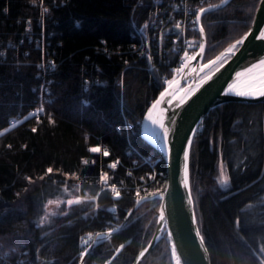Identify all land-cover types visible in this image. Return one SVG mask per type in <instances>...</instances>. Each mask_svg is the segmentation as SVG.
<instances>
[{"label": "trees", "instance_id": "1", "mask_svg": "<svg viewBox=\"0 0 264 264\" xmlns=\"http://www.w3.org/2000/svg\"><path fill=\"white\" fill-rule=\"evenodd\" d=\"M134 1L0 0V264H77L89 234L117 227L136 199L163 186V162L141 139L139 124L164 87L160 75L170 80L176 74L160 66L148 71L150 53L131 50L136 29L152 10L150 0L140 6ZM257 2L229 0L201 16L203 61L248 29ZM193 37L197 42L196 31ZM144 42L155 57L154 44ZM42 81L47 93L38 122L26 114L43 96ZM10 117L19 120L8 127ZM197 129L189 181L210 264H261L264 103L224 102ZM90 147H105L109 155ZM139 155L154 160L159 184L147 181L150 168ZM114 158L120 164L107 167ZM217 161L229 177L226 190L214 180ZM100 171L108 174L107 184ZM106 185L115 186L120 198ZM76 196L81 204L40 223L49 199ZM157 205L156 199L140 203L119 231L88 251L83 264H130L152 235ZM139 264H170L163 236Z\"/></svg>", "mask_w": 264, "mask_h": 264}, {"label": "water", "instance_id": "2", "mask_svg": "<svg viewBox=\"0 0 264 264\" xmlns=\"http://www.w3.org/2000/svg\"><path fill=\"white\" fill-rule=\"evenodd\" d=\"M228 1L229 0H220L216 3L203 6V8L206 10L211 8L212 11H214L224 6ZM207 12L210 11H206L205 13ZM203 14H201V16ZM200 26L201 24L199 21L196 23L198 45L199 43L205 44V37L201 38L198 30ZM249 27L252 29V34L245 41L244 45L239 47L235 55L229 59L228 63L221 68L220 72L216 73L213 79L200 88L183 106H173L172 110L167 113L168 116H171L172 112L176 113V123L172 126L174 131L170 130V157L163 150V144L156 139L154 135L150 134L149 130L151 129V124L146 119L148 108L159 97V94L164 88L167 87V84L158 91L155 97L147 105L140 120L139 135L162 160L165 173L164 184L158 191L136 199L133 206L126 212L122 222L117 227L94 233L91 240L86 244L83 250L80 251V253L85 249H88L89 251L92 247L101 242L103 239H98L99 237L107 238L109 234L118 229L128 218L129 212H132L140 203L147 200H154L155 196L163 193L165 196L164 201L156 199L158 200V205L154 214L155 221L152 235L146 244L137 251L130 264H139L162 236L166 240L170 264H177L176 257L172 255L171 251L173 243L176 245V255L180 258V264H210L208 251H204L206 248L205 244L198 247L199 238L195 237V232L193 230L194 228H198L197 223L193 225L190 220V216L194 210L193 204L189 206L187 203L188 192L183 188L181 183L183 175L182 151L185 147V138L190 134V129L193 127L196 128L201 118L210 109L229 101L264 103V97L242 98L232 94H223V92L227 90V85L235 80V73L237 71H242L246 67H250L253 63H258L260 59H264V40L255 39V36L259 34V29L264 28V0H258ZM249 27L244 33L248 32ZM244 33H242L237 39L243 36ZM229 44L210 59L219 55ZM198 45L195 52L198 51ZM207 61H202L200 56H197L195 60L188 61V68H185L183 73H179L174 77L180 82L178 87L184 88L188 84L194 83V78L199 72L198 65L206 63ZM193 67H196V72L191 71V68ZM200 75H203V73H200ZM163 106L166 105H162V107ZM165 185L169 186L167 192H164ZM137 201H139V203H137ZM161 203L166 205L165 216L168 220L167 226H165L163 221H159ZM168 231L172 232V240H169L167 237ZM141 252H144V256L142 257L140 256ZM77 264H81L79 258Z\"/></svg>", "mask_w": 264, "mask_h": 264}, {"label": "snow or ice", "instance_id": "3", "mask_svg": "<svg viewBox=\"0 0 264 264\" xmlns=\"http://www.w3.org/2000/svg\"><path fill=\"white\" fill-rule=\"evenodd\" d=\"M45 12L47 9L44 10ZM206 11H212V9H205L201 7L197 13H195V21L193 22L198 23L201 20V14L205 13ZM176 29H180L181 25L179 22L175 25ZM199 33L201 35V38L204 37V27H199ZM252 34V29L249 27L248 32L244 33L243 36H241L239 39H236L234 42L228 45L222 52H220L219 55L215 56L213 59H209L206 63L199 64V72L197 73V76L194 78V83L188 84L184 88H179V80H176L175 78L166 80L167 87L164 88V90L159 94V97L151 104V106L147 110V116L146 119L151 124L150 134L154 135L156 139H158L163 144V150L165 153L170 157L171 156V145H170V130L174 131L172 126L176 123L175 121V112H172L171 116H168L167 113L170 112L175 107H181L183 106L195 93L202 88L205 84H207L209 81L213 79L216 73L220 72L221 68L224 67L226 63H228L229 59L235 55L236 51H238L240 46H243L245 41L248 39V37ZM180 33L177 32V36L179 37ZM255 39L257 40H264V28L259 29V34L255 36ZM185 43L190 48H195L197 45L190 41H185ZM205 52V44L199 43L198 45V51L195 52L192 55H189V52L187 50H184L183 56L181 57V63L182 66L180 68L175 69L174 71L179 74L183 73L185 68H188V61L195 60L197 56H200L203 58ZM151 59V57H149ZM192 72H196V67L191 68ZM200 73H203V75H200ZM224 95H235L237 97L242 98H259L264 97V59H260L258 63H253L250 67H246L242 71H237L235 73V80L227 85V90L223 92ZM162 105H166L163 106ZM43 111V109H39L36 112H33L30 114L37 116V120L39 122V112ZM29 117H26L27 119ZM50 122H54L51 121ZM33 133L37 131V128L33 127L31 129ZM198 129L193 127L190 129V134L185 138V147L182 151L183 156V175H182V186L185 190L188 192L187 196V203L189 206L193 204V199L191 195V187H190V170H189V161H190V152L191 147L193 144V140L197 134ZM11 147V146H9ZM26 147V146H25ZM92 153L100 152L101 149L99 147H90L88 149ZM104 156H108L109 153L107 151L103 152ZM84 163H87L85 160ZM109 168L115 169L116 163H112L108 165ZM53 169L49 167L47 169V173H52ZM151 179H154V176H150ZM31 179V178H28ZM43 179V177H41ZM101 181H106L107 176L106 174H101L100 176ZM143 179V178H142ZM220 186L227 189V185L229 183V177L225 175L224 171L221 170L220 172V179H219ZM168 185L164 186V192L168 191ZM67 190V189H65ZM79 190V189H77ZM112 193L114 194V198L118 199L120 198V192L117 191L116 187L113 186L111 189ZM139 189L136 191V195L139 196ZM84 200H93L94 197L91 196H85L83 198ZM154 199H158L160 201H164L165 196L163 193H160L158 196H155ZM58 201L49 199L47 201L48 205L56 204L57 207H59ZM82 200L81 198L76 199H69L67 200V205L71 206L73 204H81ZM139 203V201H137ZM165 210L166 205L164 203L160 204V214H159V221H163L165 226L168 225V220L165 216ZM51 211V210H49ZM109 211H115V209H109ZM54 215V213H53ZM64 215H67V213H64ZM129 215H131V212H129ZM190 220L193 225L196 224V215L193 211ZM47 221V213H45V217L40 221L41 224L46 223ZM195 232V237L199 238L198 247L202 246L204 244L203 237L201 236L200 230L198 228L193 229ZM119 231V229L117 230ZM167 237L169 240H172V232H167ZM105 237H99L98 239H104ZM89 240H91V235L88 237ZM159 239V238H158ZM158 242V241H157ZM87 243V241H85ZM124 245H121L120 248H123ZM120 249H117V252H119ZM172 255L176 257L177 264H180V258L176 255V245L173 243L172 245ZM204 251L206 252L207 249L205 248ZM261 251H264V249H261ZM88 254V249H85L83 252L80 253L79 259L81 261V264H83V260L85 255ZM140 256H144V252L140 253ZM261 264H264V261H261Z\"/></svg>", "mask_w": 264, "mask_h": 264}, {"label": "built area", "instance_id": "4", "mask_svg": "<svg viewBox=\"0 0 264 264\" xmlns=\"http://www.w3.org/2000/svg\"><path fill=\"white\" fill-rule=\"evenodd\" d=\"M152 4V10L146 19V22L143 26L136 29L135 35L137 42L130 45L131 50L135 52L136 56H140L141 53L146 49V52L150 53L148 57V66L147 70L151 71L157 69V67H161L166 72H172L177 68L182 66L181 57L183 56L184 50L189 52V55H192L195 48H190L185 43V41L193 42L197 45L193 34L196 30V23L195 21V13H197L200 9V6L203 3L208 2L209 0H150ZM135 6H140L143 4V0H135ZM179 22L181 28L178 30L175 28L176 23ZM134 25V24H133ZM145 30L144 36L140 34L142 31ZM177 32L180 33L179 37L177 36ZM152 44H154V50L156 52L155 57H152L150 47L145 44V38ZM38 42V40L35 38ZM41 41V40H40ZM155 54V53H154ZM151 57V59H149ZM40 70H44L45 64L39 62L36 65ZM39 76V73L37 74ZM160 80L163 84H166V80H168L165 74L160 75ZM46 82V80H45ZM44 81H42L39 85L40 92H43V96L39 95V101L35 107L30 109L26 116H30L31 113L36 112L39 109H42V102L46 100L44 92L47 93V87L44 85ZM42 111L39 112V115ZM35 116V115H31ZM37 117V116H35ZM19 119L16 117H10L8 119L9 126L16 123ZM200 124H198L199 126ZM118 126H115V129L118 130ZM101 153L103 154L104 151L108 152V149L105 147H101ZM141 158V163H145L150 168V172L145 173V176L148 177L150 173L156 179L155 181H160V173L159 175L155 173L154 167V160L150 158L148 155H139ZM116 163V165L120 164L118 158H114L109 160L106 163V166L109 167V164ZM106 174L103 171H100V174ZM107 178L109 177L106 174ZM152 180V179H151ZM155 182V183H156ZM104 184H107L106 181H103ZM109 188L110 192L112 193L111 189L113 185H106ZM113 194V193H112ZM95 213V212H94Z\"/></svg>", "mask_w": 264, "mask_h": 264}, {"label": "rangeland", "instance_id": "5", "mask_svg": "<svg viewBox=\"0 0 264 264\" xmlns=\"http://www.w3.org/2000/svg\"><path fill=\"white\" fill-rule=\"evenodd\" d=\"M202 61H203V60H202ZM140 160H141V158H140ZM221 170H223L224 173H225V175H226L225 168H224L223 164H222L220 161H217L216 164H215L214 180H215V182H216V184H217V186H218L219 188H222V187L220 186V183H219L220 172H221ZM150 176H152V173H150V174L148 175V177H146V178H147V181H148V182H156V181H155L156 178H154V179L151 180ZM156 180H157V179H156ZM164 181H165V173H164L163 184H164ZM101 182H103V181H101ZM156 183L159 184L160 182L157 181ZM227 186H228V185H227ZM138 189H139V188H138ZM134 190H135V187H134ZM76 198H81V197H80V196H76V197H73V198H67V199H59V200H55V201L60 202V203H59V207H57L56 204L48 205L47 202H46L47 205H46V208H45L44 212L47 213V216H48V215H51V214H53V213H54V214H55V213H61V212H62V211L68 206V205H67V200H69V199H76ZM49 210H51V211H49ZM45 213H44V215H45ZM89 235H90V234H89ZM92 236H93V234H91V238H92ZM88 237H89V236H88ZM88 237L85 239V241H87V243L90 241V240L88 239ZM85 241H84V242H85Z\"/></svg>", "mask_w": 264, "mask_h": 264}]
</instances>
